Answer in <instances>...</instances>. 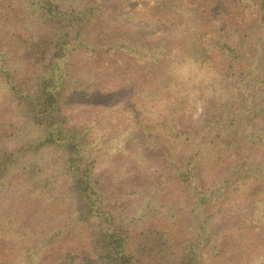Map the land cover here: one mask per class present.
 I'll use <instances>...</instances> for the list:
<instances>
[{"label": "trees", "instance_id": "obj_1", "mask_svg": "<svg viewBox=\"0 0 264 264\" xmlns=\"http://www.w3.org/2000/svg\"><path fill=\"white\" fill-rule=\"evenodd\" d=\"M197 2L0 0V264H264V0Z\"/></svg>", "mask_w": 264, "mask_h": 264}, {"label": "rangeland", "instance_id": "obj_2", "mask_svg": "<svg viewBox=\"0 0 264 264\" xmlns=\"http://www.w3.org/2000/svg\"><path fill=\"white\" fill-rule=\"evenodd\" d=\"M218 0H198L197 4H201L205 7L206 11H209L217 2ZM225 2V4H229V0H222ZM229 11L232 10L231 13L226 14L225 17L229 18V25H233L235 22H239L243 17V11L240 7L233 8L232 6L228 7ZM207 27L202 29L203 33L207 32ZM214 30V29H213ZM154 37L152 36L151 39ZM213 59L212 64L215 65L219 70L222 69L223 66H226V63L222 61L219 54L216 51L212 52ZM140 80L141 77H140ZM201 85V83L199 84ZM206 112V99L203 96L201 90L196 94V96L193 99V106L183 112L179 118V121L183 128L185 129H191L200 127L205 118ZM15 111H14V105H13V98L11 97H3L0 99V124L4 121H10L14 120L15 118ZM138 141L135 143V145H140V138L137 139ZM159 163L162 164V161L159 159ZM222 242L227 243L228 240L225 239Z\"/></svg>", "mask_w": 264, "mask_h": 264}]
</instances>
